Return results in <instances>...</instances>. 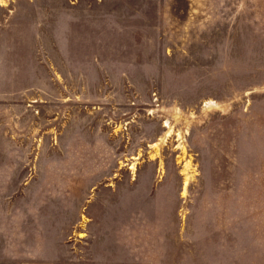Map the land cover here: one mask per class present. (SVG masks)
Here are the masks:
<instances>
[{"label":"rangeland","instance_id":"rangeland-1","mask_svg":"<svg viewBox=\"0 0 264 264\" xmlns=\"http://www.w3.org/2000/svg\"><path fill=\"white\" fill-rule=\"evenodd\" d=\"M264 264V0H0V264Z\"/></svg>","mask_w":264,"mask_h":264},{"label":"crops","instance_id":"crops-1","mask_svg":"<svg viewBox=\"0 0 264 264\" xmlns=\"http://www.w3.org/2000/svg\"><path fill=\"white\" fill-rule=\"evenodd\" d=\"M17 264H59L58 260L56 258H52L51 255H41V256H35L31 255L30 259L21 260ZM99 264H121L119 262H102Z\"/></svg>","mask_w":264,"mask_h":264}]
</instances>
